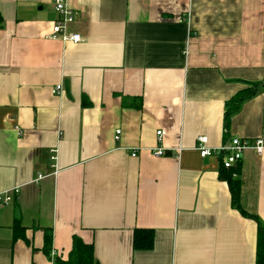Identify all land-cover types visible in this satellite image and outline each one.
<instances>
[{
	"label": "crops",
	"instance_id": "crops-1",
	"mask_svg": "<svg viewBox=\"0 0 264 264\" xmlns=\"http://www.w3.org/2000/svg\"><path fill=\"white\" fill-rule=\"evenodd\" d=\"M64 2L78 44L46 38L53 0H0V193L17 190L0 264L66 261L75 237L99 264H255L257 223L233 208L219 156L194 148L264 140L262 87L225 125L264 78V0ZM237 165L241 208L264 226V152ZM136 229L152 249H133Z\"/></svg>",
	"mask_w": 264,
	"mask_h": 264
},
{
	"label": "built area",
	"instance_id": "built-area-1",
	"mask_svg": "<svg viewBox=\"0 0 264 264\" xmlns=\"http://www.w3.org/2000/svg\"><path fill=\"white\" fill-rule=\"evenodd\" d=\"M189 1V0H186ZM53 9L58 15V19L53 23L49 34L46 36L50 40H61L72 44H78L81 42V36L77 33L69 32V27L74 21V13L64 2V0H53ZM62 90L61 85H57L52 93L60 94ZM20 134V131L17 130ZM120 131H115V141L119 140ZM165 136V131L159 130L156 132V141L158 144L162 142ZM199 157L204 159L212 156H219L221 167L224 170H229L235 167L242 158L245 150L252 149L257 154L261 155L264 152V140L261 138L254 139L252 141H245L238 137L232 138L229 142L221 145L218 148H212L208 145V139L205 136H198L196 138L195 148ZM51 160H56V151H51ZM154 157H161L164 155L162 147L158 146L152 151ZM132 157L136 156V151H132ZM41 176H38L40 179ZM17 193V190L5 191L0 193V206L6 205L12 201V194Z\"/></svg>",
	"mask_w": 264,
	"mask_h": 264
},
{
	"label": "trees",
	"instance_id": "trees-1",
	"mask_svg": "<svg viewBox=\"0 0 264 264\" xmlns=\"http://www.w3.org/2000/svg\"><path fill=\"white\" fill-rule=\"evenodd\" d=\"M262 87L264 89V78L260 83H253L247 89L240 91L228 103L225 114V125L228 118L236 113L243 102L252 98L257 89ZM238 165L235 167L224 170L221 167V178L227 182L228 189L231 195V203L234 209L239 211L242 216L251 218L257 223V239H256V258L255 264H264V226L257 219L256 216L250 215L245 212L239 203L240 196V180L238 175ZM51 240V235L45 234L44 252L48 254V247ZM154 243L153 230H139L133 232L132 245L134 250H150ZM54 264H99L94 257V248L92 244H85L82 240L75 237L68 259L63 261L56 259Z\"/></svg>",
	"mask_w": 264,
	"mask_h": 264
}]
</instances>
